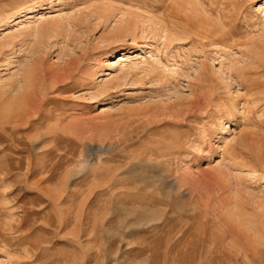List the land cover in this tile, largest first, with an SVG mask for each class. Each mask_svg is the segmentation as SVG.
I'll return each mask as SVG.
<instances>
[{"label": "rangeland", "instance_id": "1", "mask_svg": "<svg viewBox=\"0 0 264 264\" xmlns=\"http://www.w3.org/2000/svg\"><path fill=\"white\" fill-rule=\"evenodd\" d=\"M17 97L0 264H264V0H0Z\"/></svg>", "mask_w": 264, "mask_h": 264}, {"label": "bare ground", "instance_id": "2", "mask_svg": "<svg viewBox=\"0 0 264 264\" xmlns=\"http://www.w3.org/2000/svg\"><path fill=\"white\" fill-rule=\"evenodd\" d=\"M118 57V60H117V62L119 63V62H121V61H124L126 58H127V56L125 55V54H121V55H119V56H117ZM33 91V90H32ZM27 92V91H26ZM9 101V100H8ZM23 101H24V98H22V97H17V98H15V99H12L9 103H8V105H7V103H6V105H7V107L4 105V107H2L1 105V107L2 108H0L1 109V111L0 112H2V116H7V118H9L10 116H12V114L13 113H15V112H17L16 110H17V108H19L21 105H22V103H23ZM4 102V101H3ZM1 104V103H0ZM27 106V105H26ZM31 106V105H30ZM14 117V116H13ZM16 117V116H15ZM30 118V117H29ZM28 119V118H27ZM264 149V148H263ZM263 152V151H262ZM264 154V153H263ZM263 154H261V155H259L260 157H258L259 158V160H260V158L262 157V156H264ZM262 159V158H261Z\"/></svg>", "mask_w": 264, "mask_h": 264}]
</instances>
